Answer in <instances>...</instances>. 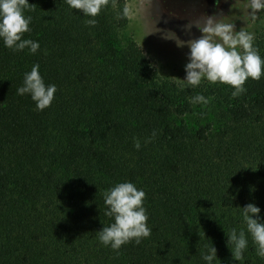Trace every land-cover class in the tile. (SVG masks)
Returning <instances> with one entry per match:
<instances>
[{
    "label": "trees",
    "instance_id": "obj_1",
    "mask_svg": "<svg viewBox=\"0 0 264 264\" xmlns=\"http://www.w3.org/2000/svg\"><path fill=\"white\" fill-rule=\"evenodd\" d=\"M29 3L24 38L38 40L40 50L13 51L0 40V264H170L195 209L240 207L222 180L225 160L247 153L264 183V76L249 78L237 97L227 84L181 87L120 38L123 0H108L94 26L66 0ZM254 46L264 57V26ZM37 63L45 83L57 86L42 111L17 94ZM197 94L213 96L230 125L226 154L202 149L209 123L188 133L180 120L199 104L191 102ZM124 181L145 191L152 231L115 251L96 232L112 222L105 190Z\"/></svg>",
    "mask_w": 264,
    "mask_h": 264
},
{
    "label": "clouds",
    "instance_id": "obj_2",
    "mask_svg": "<svg viewBox=\"0 0 264 264\" xmlns=\"http://www.w3.org/2000/svg\"><path fill=\"white\" fill-rule=\"evenodd\" d=\"M69 7L81 11L90 17L85 21L87 25L97 23L95 17L108 0H66ZM29 0H0V40L4 47L13 51L28 49L32 54L40 50L38 40L24 38V34L31 31L32 17L25 14L30 7ZM250 10L253 16L264 10V0H250ZM196 26L201 36L187 41L180 39L173 31H162V38L173 40L177 47L187 46V63L185 77L177 78L181 87H198L202 81L221 83L232 86V96L237 97L246 92L245 82L260 79L264 76V57L254 46V34L240 29L235 30L233 24L221 23L215 17ZM190 29V25L186 26ZM158 31H161L158 29ZM57 91L55 84H46L40 73V65L33 64L30 71L24 73L22 85L17 88L18 95L28 94L35 103L37 110L50 107ZM210 98L197 94L191 98L192 103L208 104ZM153 137L156 132L153 131ZM149 141H146V143ZM135 147L140 149L139 140ZM105 215L111 218V223L96 232L99 242L118 251L121 246L135 240L150 236L152 229L148 225L149 216L144 207L146 193L131 181L118 182L104 192ZM241 209L244 227H233L226 234L227 245L232 257L236 261L244 259V252L248 248L249 236L256 245V254L264 258V217L261 208L255 203H248ZM206 251L201 254L205 264H214L219 260L217 249L212 244L205 246Z\"/></svg>",
    "mask_w": 264,
    "mask_h": 264
},
{
    "label": "rangeland",
    "instance_id": "obj_3",
    "mask_svg": "<svg viewBox=\"0 0 264 264\" xmlns=\"http://www.w3.org/2000/svg\"><path fill=\"white\" fill-rule=\"evenodd\" d=\"M249 5L250 0H123L127 24L120 30V38L132 39L142 49L159 76L181 85L177 78L185 77L189 48L177 47L173 40L163 39L162 31H173L185 41L199 38L201 32L196 24H202L207 17H215L221 23L233 24L237 31L243 29L253 33L255 37L264 26V10L253 16ZM188 25L191 26L190 29L186 27ZM219 84L204 80L198 87L189 88L205 89ZM209 98L208 104L199 103L192 113L186 114L180 120L184 121L188 133L199 125L209 123L211 130L202 149L211 154L218 148L219 152L226 154L222 136L230 125L218 111L213 96ZM222 164L227 166L222 173V180L224 179L223 182L239 199L240 207L251 202L262 210L264 183L254 175L253 158L246 153L236 159L232 157L229 162L225 160ZM195 210L196 215L190 222L192 229L187 231L183 240L171 249L167 262L205 264L201 254L206 251L205 246L212 242L219 258L214 264H264V258L257 256L256 245L250 236L244 259L236 261L232 257L229 249L232 245H227L226 234L233 227L237 229L244 227L240 208Z\"/></svg>",
    "mask_w": 264,
    "mask_h": 264
}]
</instances>
